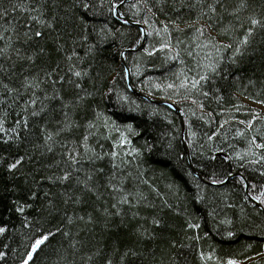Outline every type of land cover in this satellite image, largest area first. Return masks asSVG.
I'll list each match as a JSON object with an SVG mask.
<instances>
[{
	"label": "trees",
	"instance_id": "1",
	"mask_svg": "<svg viewBox=\"0 0 264 264\" xmlns=\"http://www.w3.org/2000/svg\"><path fill=\"white\" fill-rule=\"evenodd\" d=\"M121 1L88 0L91 7L79 10V14L87 21V32L81 33V29L74 26L78 21L73 18L67 22L59 20L56 32L51 35L63 37L64 51L75 47L78 52L79 58L74 57L73 63L78 70L87 73L81 81L84 91L75 90L85 97L80 115L87 112L91 116L92 109L99 105V110L110 117L108 128L102 127V118L99 122L98 139L103 145L102 151L120 153L116 162L124 161L120 166L128 177V191L146 197L133 211L138 210L141 217L147 218L139 223L155 231L157 238L137 242L128 229L107 233L100 226L85 227L83 224L79 228L70 226L73 235L83 229L78 239L85 241L88 248L93 245L103 247L117 239L122 246L132 245L142 253L139 258H134L135 264H174V261L175 264H227L229 258L237 260L238 264H264V212L245 199L241 178L232 177L221 186H212L197 178L190 170L181 142L179 115L167 106L151 103L130 91L121 63V52L129 49L123 53V59L130 72L133 88L150 97L170 99L179 107L183 114L184 135L191 164L197 173L205 181L219 182L239 171L249 184V194L255 197L259 194V186L264 185V178L256 171L260 166L248 162L252 157L242 160L237 156V153L245 155L248 144L236 132L246 129V124H241V121L247 122L253 117L256 118L254 128L264 131V114L252 105L256 103L264 106V103H260L264 100V46L259 43L264 32L257 29L256 43L245 52L237 65L232 66L237 78L218 81L220 92L213 90V94L207 98L198 92L192 94L204 104L201 109L192 100L183 98V89L178 94L176 89L168 88L167 84H179L177 76L182 69L192 75L188 69H195V61L202 60L209 50L194 49V57H187L183 49L192 44L193 33L187 30L185 22L179 23L181 29H186L185 32L174 31L170 22L178 15L183 16L188 24L206 25L207 21H197L194 12L185 15L187 8L176 12L174 9L177 5L173 0H126L118 7L124 20L141 23L146 29L144 44L138 48L142 40L140 29L124 23L113 11ZM59 11L61 16L65 15L63 9ZM255 11L259 13L260 9L255 8ZM249 14H241L239 20L225 16L216 30L211 31V35L216 37L221 27L231 25L235 31L230 29L222 34V38L225 43L234 42L250 26L247 19ZM165 24L169 26L170 35L164 32ZM240 24L244 28H240ZM82 34L87 35L88 39L82 40ZM177 40L183 43L178 45ZM166 41H171L174 48L181 50V59L185 64H181L179 59L171 60L172 51L160 47ZM47 47L51 56L48 62L63 65V53L54 50L53 40L47 41ZM250 80L254 83L250 84ZM100 92L106 93L102 99ZM88 93L93 95L89 96ZM216 96L221 99L217 100ZM4 111L0 108V116ZM7 111L6 126L10 128L19 108ZM112 125L118 126L119 131L113 130ZM128 125H131V130ZM254 134L258 133L246 132L249 137ZM25 135L27 139L19 148L0 144V156H7L5 163L0 165V227L7 229L0 234V252L7 253L0 264H19L34 238L40 232L48 231L55 235L38 251L34 264H67L69 238L56 233V228L66 230L64 209L68 208L71 214L73 206L62 203L60 186L43 181L39 185V197L35 200L28 197L30 188L37 189L33 177L40 180L42 175L35 171L34 162L26 159L14 173L6 168V164L17 153L26 156L35 153L34 159H40L42 163L53 159L52 154L41 158L39 152L42 149L33 148V143H42L37 130ZM121 135L127 136L130 143L116 147L114 141H119ZM209 136L212 138L209 139ZM134 148L140 152H133ZM55 171L54 168L45 170L43 174L51 175ZM252 183H256L258 188L252 189ZM105 198L108 199L107 196ZM18 199L32 205L23 214L13 207ZM130 199L135 204V198ZM49 200L55 207L49 204ZM84 211H91V207L85 205ZM153 217L161 219L164 227L153 229ZM125 219L131 221V216ZM189 223L198 224L199 228H189ZM229 232L233 235L230 236ZM196 236L200 238L194 239ZM172 241H175V247ZM201 251L211 253L212 258L202 260L199 255ZM153 255L155 260L152 259ZM73 259L80 264L79 255Z\"/></svg>",
	"mask_w": 264,
	"mask_h": 264
},
{
	"label": "snow or ice",
	"instance_id": "2",
	"mask_svg": "<svg viewBox=\"0 0 264 264\" xmlns=\"http://www.w3.org/2000/svg\"><path fill=\"white\" fill-rule=\"evenodd\" d=\"M173 3L177 5L174 9L176 12L179 13L181 9L187 8L188 12L185 15H191L194 12L197 21H207L206 25L188 24L183 16L178 15L170 22L174 26L173 30L177 32L186 31L179 27L180 22H185L187 30L193 33L192 44L183 49V52L187 57H194V49L209 50V54L202 60L195 61V69H188V72L193 73L192 75L186 74L182 69L177 76L179 84L169 83L167 87L176 89L178 94L179 90L183 89V98L192 100L203 109L204 104L195 99L192 94L198 92L200 96L207 98L213 94V90L220 92V87L217 86L218 81H228L230 77L237 78L232 66L237 65L245 52L256 43L257 29L264 32V0H259L258 3L257 0H173ZM90 7L88 0H0V108L5 109L0 116V144L19 148L27 139L25 133L37 130L42 143H33V148L42 149L39 152L41 158L52 154V160L42 163L40 159H34L35 153L33 156L17 153L12 157V161L6 164V168L10 173H14L26 159L34 162L35 171L42 175L40 180L33 177L37 189L30 188L28 197L32 200L39 197V185L43 181L53 186H60L62 203L73 206L71 214L68 208L64 209L66 230L56 228V233L69 238V247L66 250L67 264H77L73 257L78 255L80 264H135L134 258H139L142 253L132 245L122 246L117 239L110 244H104L103 247L93 245L88 248L85 241L78 239L79 232L83 229H79L73 235L70 227L79 228L80 224L85 227L100 226L107 233L118 232L121 228H125L137 242L157 238L155 231H151L144 223H139L140 220L146 221L147 218L141 217L138 210L133 211L141 201L146 200V197L140 193L128 191L126 183L128 177L120 166L124 161L116 162L120 158V153L102 151L103 145L98 139L101 126L99 122L102 118V127L108 128L111 124L110 117L99 110V105L92 109L91 116L87 112L83 116L80 115L85 97L80 96L75 90L84 91L81 81L87 73L78 70L73 63L74 57L79 58L78 52L75 47L64 51L63 37L59 34L56 37L51 35L56 32L59 20L67 22L73 18L78 21L74 26L79 27L81 33L87 32V21L79 14V10H87ZM255 8H259L260 12L257 13ZM60 9H63L64 16L60 15ZM244 13H250L247 16L250 26L244 29L242 36L234 42L225 43L222 38V34L230 29L235 31L231 25L221 27L216 37L211 35V31L216 30L225 16L239 20ZM239 27L244 28V25L240 24ZM164 32L171 34L168 24H165ZM50 39L55 45L54 50L57 53H63L65 62L63 65L59 62H48L51 56L47 41ZM81 39L87 40L88 36L82 34ZM41 41L44 43L42 44ZM182 43L183 41H176L178 45ZM259 43L264 46V36ZM160 47L172 51L171 60L179 59L181 64H185V61L181 59V50L174 48L171 41L162 43ZM145 51L148 50L145 49ZM149 55L152 53L149 52ZM249 83L254 81L250 80ZM104 95L106 93L100 92L101 99ZM216 99L219 100L221 97L216 96ZM260 103H264V100ZM16 108H19V112L16 113L17 118L9 128L6 126V118L9 114L7 110ZM255 119L253 117L247 122H240L246 124V129H238L236 135L244 138L248 147L245 155L237 153V156L242 160L252 157L253 159L248 162L259 165L256 171L264 178V131L254 128ZM127 127L131 130V125ZM112 128L119 131L118 126L112 125ZM248 131L258 134L249 137L246 136ZM211 138L212 136H209V139ZM127 143L130 141L124 135H121L119 141H114L116 147ZM132 151L140 152L135 148ZM56 156L59 158L55 159ZM6 160L7 156H0V165ZM101 162H103L102 165ZM53 168L57 171L52 172L51 175L43 174L45 170L51 171ZM245 180V177H241V183L247 188L249 184L244 183ZM217 182L213 180V183ZM250 187L257 189L258 185L252 183ZM106 196L108 199L105 198ZM130 197L135 198V204ZM254 199L264 205V185L259 186V194ZM49 204L55 207L51 200ZM106 204L109 206L106 207ZM85 205L90 206L91 211H84ZM31 206L30 203L22 202L21 199L13 204L15 211L21 214ZM81 211L83 214H80ZM129 215L131 221L125 219ZM133 221L135 223H132ZM130 224L131 227H129ZM151 225L153 229L162 228L164 222L153 217ZM188 227L199 228V225L189 223ZM6 231L5 227H0V234ZM54 235L55 233L51 231L40 232L23 253L19 264H34L38 251L42 250V246L46 245ZM229 235L233 233L229 232ZM193 238L198 240L200 237ZM171 243L175 247V241ZM6 255L7 253L0 252V261L4 260ZM199 255L202 260L212 258L211 253L205 254L203 251ZM152 259L155 260L154 255ZM227 264H238V261L229 258Z\"/></svg>",
	"mask_w": 264,
	"mask_h": 264
},
{
	"label": "water",
	"instance_id": "3",
	"mask_svg": "<svg viewBox=\"0 0 264 264\" xmlns=\"http://www.w3.org/2000/svg\"><path fill=\"white\" fill-rule=\"evenodd\" d=\"M126 0H122L115 8H114V12L124 21V23L126 24H131V25H135L137 26L140 31H141V34H142V41L140 43V47L144 44V37L146 35V29L145 27L141 24V23H138V22H132V21H128V20H124V18L120 15V13L118 12V7L120 4L124 3ZM129 49H125L121 52V63L122 65L124 66L125 68V73H126V83H127V86L129 87V89L134 92L135 94H137L138 96L144 98L145 100L151 102V103H154V104H158V105H164V106H167L169 107L170 109H172L174 112H176L178 115H179V119H180V122H181V134H180V137H181V142H182V145H183V148L185 150V153H186V156H187V161H188V164H189V167H190V170L191 172L197 177L199 178L200 180L204 181L205 183L209 184V185H212V186H221L223 185L227 180L231 179L232 177H245L241 172L237 171L231 175H229L228 177H226L224 180L222 181H219L217 183H213V182H210V181H205L198 173L197 171L194 169V167L192 166L191 164V160H190V156H189V152H188V148H187V144H186V140H185V135H184V126H183V123H184V120H183V114L181 113L179 107L170 99H161V98H154V97H150V96H147L143 93H141L140 91H137L135 89L132 88L131 84H130V73H129V70L128 68L126 67V64L124 62V59H123V53L125 51H128ZM132 50V49H130ZM244 183H248L247 180L244 181ZM243 189H244V193H245V197H247V201L249 203H251L253 206H256L258 209H260L261 211L264 212V206L257 200L254 199V197L252 195L249 194V191H248V187L245 188L244 187V184H243Z\"/></svg>",
	"mask_w": 264,
	"mask_h": 264
},
{
	"label": "bare ground",
	"instance_id": "4",
	"mask_svg": "<svg viewBox=\"0 0 264 264\" xmlns=\"http://www.w3.org/2000/svg\"><path fill=\"white\" fill-rule=\"evenodd\" d=\"M118 4H119V3H118ZM118 4H117V5H118ZM117 5H116V6H117ZM116 6H115V7H116ZM115 7H114V8H115ZM113 11H114V9H113ZM118 12H119V10H118ZM114 13H115V12H114ZM119 13H120V12H119ZM116 15H117V14H116ZM120 15H121V14H120ZM121 16H122V15H121ZM122 17H123V16H122ZM141 35H142V34H141ZM141 41H142V40H141ZM138 48H141L140 45H139ZM132 50H133V49H132ZM123 67H124V66H123ZM126 67H127V66H126ZM124 71H125V68H124ZM129 73H130V72H129ZM125 82H126V73H125ZM130 84H131V75H130ZM126 85H127V83H126ZM131 86H132V85H131ZM127 87H128V86H127ZM132 88H133V86H132ZM128 89H129V87H128ZM133 89H134V88H133ZM129 90H130V89H129ZM135 90H136V89H135ZM130 91H131V90H130ZM137 91H138V90H137Z\"/></svg>",
	"mask_w": 264,
	"mask_h": 264
},
{
	"label": "rangeland",
	"instance_id": "5",
	"mask_svg": "<svg viewBox=\"0 0 264 264\" xmlns=\"http://www.w3.org/2000/svg\"><path fill=\"white\" fill-rule=\"evenodd\" d=\"M252 104V103H251ZM252 105L256 106L257 108H259V110L264 114V106L260 105V104H256L253 103Z\"/></svg>",
	"mask_w": 264,
	"mask_h": 264
}]
</instances>
